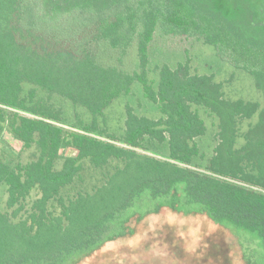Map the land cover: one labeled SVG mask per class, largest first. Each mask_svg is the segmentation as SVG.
I'll return each mask as SVG.
<instances>
[{
	"label": "trees",
	"instance_id": "obj_1",
	"mask_svg": "<svg viewBox=\"0 0 264 264\" xmlns=\"http://www.w3.org/2000/svg\"><path fill=\"white\" fill-rule=\"evenodd\" d=\"M201 1L0 0V137L8 131L33 151L26 163L0 156L12 210L0 212V264H81L132 236L128 223L141 213L131 208L158 199L167 202L157 212L206 215L264 246V0ZM78 24L77 34L56 33ZM157 36L214 46L254 78L263 103L229 100L223 83L193 73L189 60L157 67L156 85ZM81 40L96 48L79 50ZM134 44L138 71L127 62ZM135 83L159 114L128 105L124 132L110 133L105 111ZM204 115L215 131L210 156L199 142L210 133Z\"/></svg>",
	"mask_w": 264,
	"mask_h": 264
},
{
	"label": "rangeland",
	"instance_id": "obj_2",
	"mask_svg": "<svg viewBox=\"0 0 264 264\" xmlns=\"http://www.w3.org/2000/svg\"><path fill=\"white\" fill-rule=\"evenodd\" d=\"M195 2L202 3L201 0H195ZM218 3L220 7L227 8L225 0H219ZM38 15L45 14L38 12ZM56 16L57 18L62 16L61 20L68 17V15ZM242 16L237 15L240 19ZM252 17L253 15H250V18ZM51 21L52 16H49L47 22L55 23ZM71 21L75 20L71 19L70 23L65 22L67 24L63 28H73L72 24L75 25L76 22ZM79 26L80 24L75 30H57L56 33L62 35L76 33ZM95 48L93 41L78 42L79 50ZM131 50L127 62L133 67L132 70L138 71L139 58L135 44ZM150 59L149 79L156 80V85L159 80V74L155 72L157 67L167 65L175 69L179 64H185L189 60L193 73L213 76L216 82L223 83L225 96L229 100L263 103L262 93L256 87L254 78L249 73L235 68L220 56L214 46L193 39L157 36L150 49ZM132 90L131 95L119 97L105 111L110 133L120 136L124 132L128 105L139 116L149 118L158 116L157 107L146 99L142 85L135 83ZM59 105L63 106L69 115H73L74 110L68 102L59 100ZM85 111V109H79L78 113L86 122H89L90 117ZM204 116L210 133L199 142L205 155L210 156L215 146V131L213 132V121ZM71 121L75 122V117ZM32 152L25 150L23 144L8 131L1 135L0 156L6 161L29 162L32 160ZM61 153L65 156L77 155L73 149H66ZM7 200V186L0 183V212L2 213L12 211L7 209ZM166 202V199L138 202V205L136 204L131 210L140 212L142 218L135 216L128 223L129 229L133 230L134 234L106 244L99 252L85 259L81 264H264V246L254 233L233 226L230 227L231 232L213 223L206 215H184L168 208H162L157 212L159 206ZM29 204L30 201L28 207H30ZM150 211H152L151 214L144 216ZM129 215H131L130 212Z\"/></svg>",
	"mask_w": 264,
	"mask_h": 264
}]
</instances>
